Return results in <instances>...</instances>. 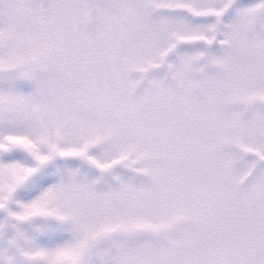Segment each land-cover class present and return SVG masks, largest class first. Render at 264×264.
<instances>
[{"label":"snow or ice","instance_id":"6c2138e0","mask_svg":"<svg viewBox=\"0 0 264 264\" xmlns=\"http://www.w3.org/2000/svg\"><path fill=\"white\" fill-rule=\"evenodd\" d=\"M0 264H264V0H0Z\"/></svg>","mask_w":264,"mask_h":264}]
</instances>
